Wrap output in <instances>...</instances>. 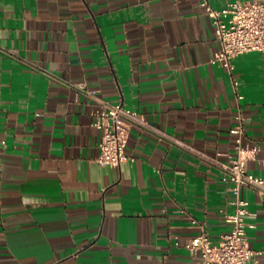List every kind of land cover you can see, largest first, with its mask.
<instances>
[{
	"label": "crops",
	"instance_id": "1",
	"mask_svg": "<svg viewBox=\"0 0 264 264\" xmlns=\"http://www.w3.org/2000/svg\"><path fill=\"white\" fill-rule=\"evenodd\" d=\"M201 1L0 0V264H195L193 237L232 228L219 161L243 112L264 175V51L213 62ZM81 81L150 123L132 125L120 166L98 161ZM242 196L264 264V195Z\"/></svg>",
	"mask_w": 264,
	"mask_h": 264
},
{
	"label": "built area",
	"instance_id": "2",
	"mask_svg": "<svg viewBox=\"0 0 264 264\" xmlns=\"http://www.w3.org/2000/svg\"><path fill=\"white\" fill-rule=\"evenodd\" d=\"M201 5L212 16L216 38L220 42L213 62L233 70L234 59L238 55L264 51V0H234L223 8L215 7L210 0H202ZM75 85L98 104L92 123L102 132L98 161L103 165L120 166L134 158L127 152L132 125L140 122L148 126L150 123L123 101L114 102L103 96L100 88L91 87L86 81ZM237 119L231 128L235 136L234 151L229 153L227 161H219L223 168V180L233 183L231 188L236 195L232 200L236 211L226 213L232 228L217 241L207 229L193 237L187 246L199 257L195 264H250L257 253L248 234V228L255 224L248 220L249 200L242 196V189L252 187L264 195V175L250 168V161L257 158L261 146L247 140L243 112L238 114Z\"/></svg>",
	"mask_w": 264,
	"mask_h": 264
}]
</instances>
